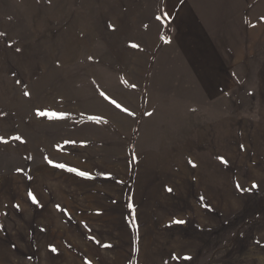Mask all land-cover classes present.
Returning <instances> with one entry per match:
<instances>
[{
	"label": "rangeland",
	"instance_id": "374dc122",
	"mask_svg": "<svg viewBox=\"0 0 264 264\" xmlns=\"http://www.w3.org/2000/svg\"><path fill=\"white\" fill-rule=\"evenodd\" d=\"M246 1L206 95L167 55V0H0V264H264V0Z\"/></svg>",
	"mask_w": 264,
	"mask_h": 264
},
{
	"label": "crops",
	"instance_id": "0c3cea01",
	"mask_svg": "<svg viewBox=\"0 0 264 264\" xmlns=\"http://www.w3.org/2000/svg\"><path fill=\"white\" fill-rule=\"evenodd\" d=\"M243 4L247 1L167 0L166 24L171 26L173 46L167 55L176 56L178 65L184 61L180 70L194 73L197 87L206 95L228 87L230 57H234L228 48L234 47L237 26L243 25V14H239Z\"/></svg>",
	"mask_w": 264,
	"mask_h": 264
},
{
	"label": "snow or ice",
	"instance_id": "6c2138e0",
	"mask_svg": "<svg viewBox=\"0 0 264 264\" xmlns=\"http://www.w3.org/2000/svg\"><path fill=\"white\" fill-rule=\"evenodd\" d=\"M157 19H160V17H157ZM132 47H138V45H135V44H132L131 45ZM19 51V49H17ZM25 96L29 95V93L25 92L24 93ZM102 96H104V98L106 100H109L111 104H113L116 108L118 109H121L122 111L124 112H127L129 115H133V113H131L127 108H124L121 106L120 103H118L115 99H111L109 98L108 96H106L103 92L101 93ZM37 115L39 116H49V117H52V118H63V115L62 114H57L56 112H46V111H40L38 110L37 111ZM90 119L92 120H95V121H100L101 118L98 117V116H93V117H90ZM17 139H19V137H17ZM47 159V158H46ZM222 159V158H221ZM48 163H52L51 160L48 161ZM55 167H58V168H61V169H64L66 168L67 166L65 164H56ZM67 170L70 171V172H76L78 175L82 176V177H87L88 176V173L84 172V171H78L77 169L75 168H71V167H67ZM255 186V185H254ZM169 192L172 191V189H167ZM29 197H31L33 199V201L35 202V198L32 197V194L29 193ZM129 207H131V205H129ZM57 209L60 210V206L57 205ZM175 223H178V224H182L184 223V221L182 220H179V221H175ZM106 247H110V245H106ZM53 251H55V248L52 249ZM185 259H188L187 257H185Z\"/></svg>",
	"mask_w": 264,
	"mask_h": 264
}]
</instances>
